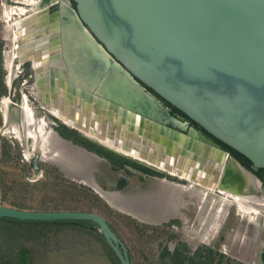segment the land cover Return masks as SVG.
<instances>
[{"label": "water", "instance_id": "95a60500", "mask_svg": "<svg viewBox=\"0 0 264 264\" xmlns=\"http://www.w3.org/2000/svg\"><path fill=\"white\" fill-rule=\"evenodd\" d=\"M66 1L69 7L70 2H73L74 7L70 8L77 22L117 65L114 67L107 61L105 66H101L98 60H94L95 55L92 57L91 65L95 72H101L104 78L101 84V80L93 81L95 84L90 90L97 97L104 95L109 114L112 108L119 107L121 116H126V119L129 115L127 112H131L140 118H147L148 122L159 123L156 117L145 115L141 106L135 107L130 101L133 98L126 88H133L141 96H147L153 114L164 112L168 117L177 120L164 106L163 101L213 139L246 158L251 164V170L229 157L261 186V181L253 172L264 170V0ZM55 8L60 7L56 5ZM53 10L55 9L50 4L47 5L45 13L49 21L55 18L49 17ZM22 21L23 26L27 20ZM35 21L37 18L33 21L28 19L30 23ZM50 26L53 25L49 24L48 28ZM34 40L33 35H29L24 43L33 44ZM31 46L27 48L33 50L34 47ZM28 61L31 62L26 59L23 63ZM80 78L76 76L71 85L84 91L85 88L88 89V85L80 82ZM101 90L105 94H101ZM63 108L66 114L65 104ZM79 115V122L86 126L88 133L92 132L96 136L101 134L102 138L111 140L114 145L116 143L115 146H125L130 151L144 153L145 156L152 153L159 165L171 163L170 167L175 166L174 172H186L187 178L194 182L218 186L219 164L198 165L195 154L191 155L190 149L184 155L186 160H183L180 158V146L170 149L166 142L161 147V144L153 140L145 142L132 132L125 133L109 124L100 125L93 118ZM66 118H70V115L66 114ZM180 121L185 124L184 128L172 122L165 125H169L170 129L179 132L183 137L191 135L190 131L194 130L209 141L208 144L211 143L219 149L202 133L189 126L187 121ZM148 130L156 136L159 134L151 126ZM79 134L83 139L118 156L158 171L83 133ZM0 218L32 222H92L119 263L131 264L122 241L108 222L96 213L24 211L0 204ZM263 256L264 249L258 253L259 264H264Z\"/></svg>", "mask_w": 264, "mask_h": 264}, {"label": "rangeland", "instance_id": "374dc122", "mask_svg": "<svg viewBox=\"0 0 264 264\" xmlns=\"http://www.w3.org/2000/svg\"><path fill=\"white\" fill-rule=\"evenodd\" d=\"M16 2L0 0V204L24 211L96 213L122 241L131 264H157L161 253H172L178 244L189 248L190 256L199 252L198 264L213 258L216 264L220 255L232 264H259L258 253L264 249L263 212L244 214L217 190H206L161 171L114 166L64 138L61 134L70 136L72 128L36 101V74L30 61L19 64L15 59L19 66L14 67L8 82L5 59L12 43L5 12L22 6ZM22 95H27L37 116L45 115L55 123L49 127L53 136L62 140L50 139L44 156L38 147L33 149V140L12 133L19 122ZM5 98L10 102L4 113ZM122 180L124 186L119 189ZM99 190L106 193L105 198ZM29 248L40 255L38 264H112L101 244L81 230L50 233L48 239Z\"/></svg>", "mask_w": 264, "mask_h": 264}, {"label": "bare ground", "instance_id": "6f19581e", "mask_svg": "<svg viewBox=\"0 0 264 264\" xmlns=\"http://www.w3.org/2000/svg\"><path fill=\"white\" fill-rule=\"evenodd\" d=\"M17 2H19L18 4L23 3L24 5L12 9L9 8L10 10L5 12L7 19L5 22H7L10 27V40L12 43V49L6 53L7 59H5V66L9 73L8 82H10L12 78L14 67L17 69L19 66L14 63L15 59L19 64L23 63L26 59H30L36 74V83L34 85L36 88V92L34 93L36 101L43 110L60 120L63 124H66L74 130L126 156L144 162L158 171H163L170 176H178L182 180H186L191 184L200 186L209 191L217 190L218 193L222 194L224 199H229V202L231 200L232 203H235L236 208L244 214L258 215L259 212L264 213V191H261L262 187L260 183L253 176L239 168L233 161L229 160V164H224L222 160L223 155L216 161V166L219 164L220 167L217 176L220 175V177L218 179V186L213 187L190 180L187 178L188 175L186 172H174L173 168H175V166L173 168L170 167L171 163L163 166L159 165V162L152 153L146 154L145 156L144 153L140 154L139 152L130 151L129 148L125 146L117 147L115 146L116 143L114 145L111 140L102 138L101 134L96 136L92 132L88 133V129L85 128L86 126H82L81 122H79V118L81 117L79 114L85 115L86 118H93V121L97 122V124H109L110 127L121 129V131L125 133L132 132L145 142L153 140L161 144V147L167 142V147L169 148L180 146L182 150V156H180V158L183 160H186L187 157L184 155L187 154L190 149L191 155L195 154L198 165L204 163L215 166L213 164L215 160H211L214 157V155H211L214 151L211 147V143H207L209 141L200 137L194 130L190 131L191 135L183 137L179 132L170 129L169 125H165L168 122H172L177 126L180 125L176 120L168 117L164 112L153 114L152 108L147 101L148 99H146L147 96H141L133 88H126L127 93L133 98L130 101L136 105L135 107H137V105L141 106L144 109L145 115L150 114L156 117L159 123L157 124L153 121L148 122L147 118H140L131 112H127L130 116L128 115L126 119V116H121V108L119 107L112 108L109 114L104 95H99L97 97V95L95 96L93 91L90 90L95 84L93 81L101 80L99 83L101 84L104 78L101 72H95V68L91 64L94 58V60H98L101 66H105L108 62H111L110 64L114 67L117 65L110 60L100 46L90 38L88 32L77 22L66 0H17ZM49 4L55 9L51 11L49 15V17L55 16L53 21H49L47 13H45L47 5ZM56 5L60 8H55ZM27 8H30L29 11ZM15 16H17V18H14ZM35 18H37V21L34 23L28 22V19L33 21ZM22 20H27L25 22L26 24L23 26ZM49 24L53 26L48 28ZM29 35H33L35 38L33 44L24 43V40ZM45 39L47 43L44 41ZM28 46L34 47V49L29 50L27 48ZM60 54L62 55L61 57ZM93 55H95V57H93ZM33 57L37 59L35 60ZM76 76L81 77L79 79L80 82H83L86 86L88 85V89L85 88L84 91H81L75 89L71 85V81H74ZM116 76L120 78L117 74ZM59 79H61V81ZM90 83H93L92 87H89ZM101 94L105 93L101 90ZM9 102L10 100L7 98L2 101V110L4 113L6 112ZM29 102L27 95L21 96V105L20 107L18 105L20 118L19 122L14 125L12 124V133H14L17 138H22L23 136L25 139L33 140L32 144L35 143L33 149L36 150L38 147V150L42 153V156H44L47 148L46 143H48L50 139L54 138V141L57 143H62V140L60 142L56 134L54 137V132H52L49 127V125L53 126L55 123L49 120L45 115L37 116ZM64 104L67 107L66 114L70 115V118H66L67 120L65 119ZM156 112L158 111L156 110ZM3 116H5L3 118H6L5 114ZM147 124L151 126L153 131L158 130L159 134L156 136L151 130H148L150 126L147 127ZM156 126H158V128ZM191 136H194V138ZM201 181H203L202 178ZM98 192L105 198L106 193L102 194L100 190ZM109 197L111 198V196ZM122 200H124L123 196L121 201ZM132 201H134V198Z\"/></svg>", "mask_w": 264, "mask_h": 264}, {"label": "trees", "instance_id": "16d2710c", "mask_svg": "<svg viewBox=\"0 0 264 264\" xmlns=\"http://www.w3.org/2000/svg\"><path fill=\"white\" fill-rule=\"evenodd\" d=\"M72 5L74 6L73 2ZM162 103L170 109L171 114H179L185 117L178 110L171 107L169 104L162 101ZM195 128L202 131L205 135L209 136L203 130L198 128L194 123L190 122ZM64 138L72 140L74 144L85 147L88 151L95 153L96 155L105 158L114 166H122L124 164L136 167L143 171H148L146 168L128 160L121 156H118L94 143H91L83 139L80 134L71 129L69 130V135L61 134ZM211 137V136H209ZM212 138V137H211ZM213 139V138H212ZM216 141L222 148L229 151L234 158L247 169L251 168L250 162L244 158L242 155L238 154L234 150L230 149L221 142ZM121 164V165H120ZM264 170H258L255 174L258 178H262ZM124 186V181L119 184L118 188L121 189ZM19 210L23 208L18 207ZM109 224V223H108ZM110 226V224H109ZM113 231V228L110 226ZM70 229L75 231L87 232L88 238L95 240L101 244V247L110 260L112 264H120L119 260L108 246L103 236L98 232L97 226L88 221H52V222H32V221H19L11 218H0V264H38L39 257L35 249L29 248L31 244L33 247L37 242L46 240L49 238V234L56 233L59 230ZM114 232V231H113ZM115 233V232H114ZM209 255L212 254V249H208ZM189 248L185 245L178 244L176 249L172 252H166L160 254V259L157 264H198L199 257L196 253L195 257L188 255ZM129 256V255H128ZM212 256V255H211ZM130 259V256H129ZM264 259V256H263ZM214 258L212 260H204L200 264H213ZM216 264H232L225 256L220 255L219 260Z\"/></svg>", "mask_w": 264, "mask_h": 264}, {"label": "flooded vegetation", "instance_id": "af4514ba", "mask_svg": "<svg viewBox=\"0 0 264 264\" xmlns=\"http://www.w3.org/2000/svg\"><path fill=\"white\" fill-rule=\"evenodd\" d=\"M16 3H19V2H16ZM20 5H24L23 3H20ZM70 7H74L73 5H72V2H70ZM45 42H46V39L44 40ZM47 43V42H46ZM62 55L60 54V57H61ZM47 60V59H46ZM26 63V62H25ZM45 63H46V61H45ZM60 81H61V79H59ZM102 101V100H101ZM165 106V105H164ZM166 107V106H165ZM167 109H168V111L170 112V109L168 108V107H166ZM170 114H171V112H170ZM171 115H173L174 117H176V118H178V119H182V120H184V121H187L189 124V126H191V127H193V128H195V126H193L191 123H190V121H188L185 117H182L181 115H179V114H176V115H174V114H171ZM176 120V119H174V120H176V122H178V124L180 125V127H185V124L183 123V121H180V120ZM66 125V124H65ZM73 129V128H72ZM196 130H198L199 131V133H202L207 139H209L210 141H212L213 143H215L216 145H217V147L219 148V149H221V150H219V149H217V148H215L214 146H211L212 147V149H213V151H214V153H212L211 155L213 156L214 155V157H213V159H211V160H215V161H213V164L216 166V161L218 160V159H220V156L221 155H223V161H224V164H229V161L228 160H230V158L233 160H235L236 162H238L235 158H234V156L229 152V151H227V150H225L224 148H222L216 141H214L211 137H209V136H207V135H205L202 131H200L199 129H197V128H195ZM175 132V131H174ZM207 141V140H206ZM97 145V144H96ZM222 151H224V152H226V153H228L229 154V156L226 154V153H224V152H222ZM88 152H90V151H88ZM93 153V152H92ZM223 153V154H222ZM93 154H95V153H93ZM230 157V158H229ZM215 162V163H214ZM239 163V162H238ZM240 164V163H239ZM241 166H243L242 164H240ZM154 167H156V166H154ZM243 167H245V166H243ZM246 168V167H245ZM247 169V168H246ZM247 170H251V169H247ZM258 171V170H257ZM257 171H255V172H257ZM161 172H163V171H161ZM255 172H253V174L258 178V176L255 174ZM163 173H165V172H163ZM177 178H179L178 176H177ZM180 179V178H179ZM259 179V181H261V187L262 186H264V173H263V176H262V178L260 179V178H258ZM263 191V190H262Z\"/></svg>", "mask_w": 264, "mask_h": 264}, {"label": "crops", "instance_id": "0c3cea01", "mask_svg": "<svg viewBox=\"0 0 264 264\" xmlns=\"http://www.w3.org/2000/svg\"><path fill=\"white\" fill-rule=\"evenodd\" d=\"M42 264H44V262H42Z\"/></svg>", "mask_w": 264, "mask_h": 264}]
</instances>
